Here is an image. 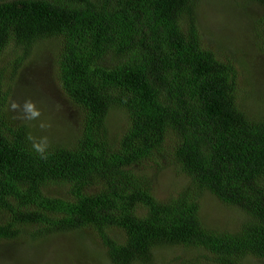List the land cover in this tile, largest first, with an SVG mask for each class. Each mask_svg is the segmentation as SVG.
Instances as JSON below:
<instances>
[{
    "label": "trees",
    "instance_id": "16d2710c",
    "mask_svg": "<svg viewBox=\"0 0 264 264\" xmlns=\"http://www.w3.org/2000/svg\"><path fill=\"white\" fill-rule=\"evenodd\" d=\"M201 1L0 0V247L93 231L109 264H151L167 247L264 263V115L241 105L239 67L205 45ZM46 42L84 117L77 142L44 146L42 159L8 110L10 84ZM113 112L129 121L116 142ZM167 151L187 182L160 199ZM206 193L245 214L239 230L206 224Z\"/></svg>",
    "mask_w": 264,
    "mask_h": 264
},
{
    "label": "rangeland",
    "instance_id": "374dc122",
    "mask_svg": "<svg viewBox=\"0 0 264 264\" xmlns=\"http://www.w3.org/2000/svg\"><path fill=\"white\" fill-rule=\"evenodd\" d=\"M197 18L205 45L217 51L223 62L230 61L239 67L237 86L240 97H244L243 108L264 115V5L247 0H202ZM53 49L50 43H44L10 84L14 90L8 110L10 120L16 125H28L41 147L58 143L73 145L83 132L84 112L67 99L57 81ZM4 66L3 60L0 70ZM27 104H32L39 115L31 117ZM128 126L124 113H112L109 128L114 142L120 140ZM168 152L157 155L166 156L162 159L165 167L159 173L157 186L160 199L181 191L187 182L170 165ZM51 194L70 197L68 189L63 187L53 188ZM202 215L209 227L229 232L239 230L246 219L245 214L224 205L210 193L203 196ZM105 254L93 231L58 234L37 241L26 236L0 247V264H109ZM151 264L213 263L203 251L167 247L156 253ZM252 264L264 263L254 260Z\"/></svg>",
    "mask_w": 264,
    "mask_h": 264
},
{
    "label": "clouds",
    "instance_id": "9594fccd",
    "mask_svg": "<svg viewBox=\"0 0 264 264\" xmlns=\"http://www.w3.org/2000/svg\"><path fill=\"white\" fill-rule=\"evenodd\" d=\"M25 107H26V110L30 113L31 117H36V116L39 115V112L34 111L32 104H27ZM36 149L41 154V158L42 159H46L47 158L44 148H42L39 145H37Z\"/></svg>",
    "mask_w": 264,
    "mask_h": 264
}]
</instances>
